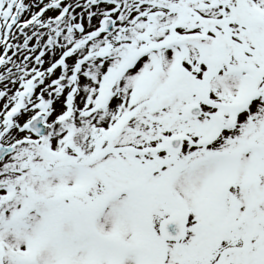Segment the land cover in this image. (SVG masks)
Masks as SVG:
<instances>
[{
	"label": "snow or ice",
	"instance_id": "1",
	"mask_svg": "<svg viewBox=\"0 0 264 264\" xmlns=\"http://www.w3.org/2000/svg\"><path fill=\"white\" fill-rule=\"evenodd\" d=\"M0 264H264V0H0Z\"/></svg>",
	"mask_w": 264,
	"mask_h": 264
}]
</instances>
